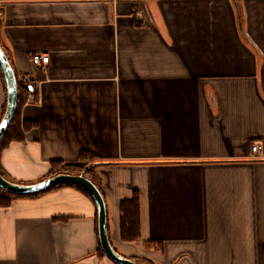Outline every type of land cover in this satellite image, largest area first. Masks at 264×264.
<instances>
[{"label":"crops","instance_id":"crops-1","mask_svg":"<svg viewBox=\"0 0 264 264\" xmlns=\"http://www.w3.org/2000/svg\"><path fill=\"white\" fill-rule=\"evenodd\" d=\"M0 9V45L30 86L21 118L34 123L0 152L11 180L37 182L54 161L97 163L119 254L264 264V0H0ZM36 53L49 62L35 66ZM6 100L0 71V117ZM134 193L141 237L126 242L120 202ZM96 228V205L77 187L15 198L0 207V264H116L98 255Z\"/></svg>","mask_w":264,"mask_h":264},{"label":"water","instance_id":"water-1","mask_svg":"<svg viewBox=\"0 0 264 264\" xmlns=\"http://www.w3.org/2000/svg\"><path fill=\"white\" fill-rule=\"evenodd\" d=\"M0 70L4 77L7 94L6 110L0 120L1 141L15 114L19 97L18 84L21 83V79L16 76L8 55L1 45ZM57 185L79 186L87 191L92 197L97 210V232L99 244L106 257L116 264H144L119 254L112 247L108 238L107 211L104 197L93 179L86 174V171L80 173L59 172L33 183L13 182L0 173V188L13 195L37 194Z\"/></svg>","mask_w":264,"mask_h":264},{"label":"trees","instance_id":"trees-1","mask_svg":"<svg viewBox=\"0 0 264 264\" xmlns=\"http://www.w3.org/2000/svg\"><path fill=\"white\" fill-rule=\"evenodd\" d=\"M1 71V70H0ZM2 75V72H1ZM2 79L4 80V77L2 75ZM30 89V86L26 84L24 81H21V83L18 84V90H19V97H18V103L17 108L15 111V114L13 116V119L6 130L3 138L0 141V152L5 149L7 146L10 145V143L15 141H23L25 138V133L34 127V123L26 120H22L21 118V108L26 102L27 98V92ZM7 103V100H6ZM6 103L4 104V110L3 114L0 117H3L4 112L6 110ZM92 159V155L87 152H81L80 153V159L87 160ZM91 164L90 162L88 163ZM87 164V165H88ZM97 164V163H96ZM96 164H92L90 167L87 166H78V165H71V164H63L60 161H54L52 162V168L49 174L45 175L43 178H46L52 174H56L59 172H74V173H80L82 171H86V174L90 176L95 184L99 187V182L97 180L96 175L93 172V169ZM0 173L7 179L11 180L2 170L0 166ZM13 181V180H11ZM15 182V181H13ZM19 183V182H18ZM62 186H73L80 189L82 192H84L92 201V197L89 195L87 191H85L83 188L76 186V185H57L50 189H47L41 193L47 192L49 190L62 187ZM101 191V190H100ZM41 193L37 194H30V195H13L10 194L0 188V207H8L12 200L19 197H34ZM120 220H121V238L122 240L126 242H135L140 239L141 237V231H140V208H139V200L136 193L133 194V196L130 199H125L120 202ZM97 230V228H96ZM97 232V231H96ZM148 247L152 248H158L156 246H153L151 242H148ZM98 255L100 257H106L105 253L102 251L100 244L97 248Z\"/></svg>","mask_w":264,"mask_h":264},{"label":"built area","instance_id":"built-area-1","mask_svg":"<svg viewBox=\"0 0 264 264\" xmlns=\"http://www.w3.org/2000/svg\"><path fill=\"white\" fill-rule=\"evenodd\" d=\"M2 15V10L0 9V16ZM49 55L47 53H36L32 56V62L35 66L46 65L49 62ZM262 145L259 143H254L251 146V151L254 154H258L262 151Z\"/></svg>","mask_w":264,"mask_h":264}]
</instances>
